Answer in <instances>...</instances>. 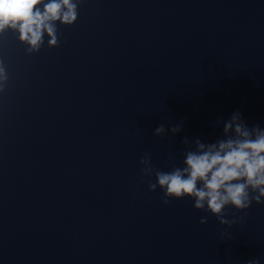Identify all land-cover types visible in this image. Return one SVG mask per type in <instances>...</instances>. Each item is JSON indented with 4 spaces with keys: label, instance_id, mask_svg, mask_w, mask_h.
<instances>
[{
    "label": "clouds",
    "instance_id": "clouds-1",
    "mask_svg": "<svg viewBox=\"0 0 264 264\" xmlns=\"http://www.w3.org/2000/svg\"><path fill=\"white\" fill-rule=\"evenodd\" d=\"M82 0H0V34L6 30L18 33L28 54L38 53L48 37V47H58L60 36L57 22L71 26L78 19V7ZM8 81L7 69L0 61V92ZM223 123V137L212 143L199 138L194 141L195 150H187L184 167L173 166L165 172L152 166L151 153L140 159V171L144 177L155 176V183L149 180L148 190L163 192L161 203L167 205L170 199L194 200L193 207L217 217L220 225L231 227L235 221L225 218V208L231 206L246 212L253 203L264 204V129L249 127L239 112H234ZM172 134L181 131L176 125L169 129ZM163 125L154 130V135L163 137ZM187 146L191 142L185 138ZM173 157L169 154V160ZM200 224L207 223L202 216ZM246 264H261L260 259H251Z\"/></svg>",
    "mask_w": 264,
    "mask_h": 264
}]
</instances>
